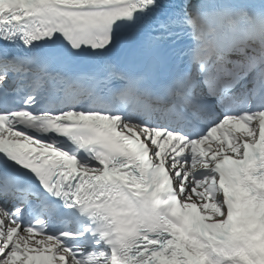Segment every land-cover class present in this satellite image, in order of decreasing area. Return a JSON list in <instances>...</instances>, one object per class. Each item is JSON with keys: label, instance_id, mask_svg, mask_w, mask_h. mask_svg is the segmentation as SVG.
I'll list each match as a JSON object with an SVG mask.
<instances>
[{"label": "snow or ice", "instance_id": "1", "mask_svg": "<svg viewBox=\"0 0 264 264\" xmlns=\"http://www.w3.org/2000/svg\"><path fill=\"white\" fill-rule=\"evenodd\" d=\"M0 264H264V0H0Z\"/></svg>", "mask_w": 264, "mask_h": 264}]
</instances>
